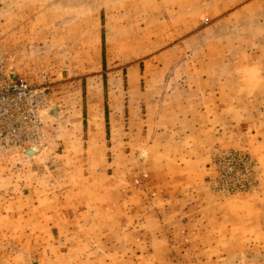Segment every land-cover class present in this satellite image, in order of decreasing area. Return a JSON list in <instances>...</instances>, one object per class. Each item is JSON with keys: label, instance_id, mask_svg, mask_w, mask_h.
Returning <instances> with one entry per match:
<instances>
[{"label": "rangeland", "instance_id": "rangeland-1", "mask_svg": "<svg viewBox=\"0 0 264 264\" xmlns=\"http://www.w3.org/2000/svg\"><path fill=\"white\" fill-rule=\"evenodd\" d=\"M0 45L54 98L0 264H264V0H0Z\"/></svg>", "mask_w": 264, "mask_h": 264}, {"label": "built area", "instance_id": "built-area-1", "mask_svg": "<svg viewBox=\"0 0 264 264\" xmlns=\"http://www.w3.org/2000/svg\"><path fill=\"white\" fill-rule=\"evenodd\" d=\"M11 53L0 45V160L40 147L49 135L54 107L48 79L28 80L16 72Z\"/></svg>", "mask_w": 264, "mask_h": 264}, {"label": "crops", "instance_id": "crops-1", "mask_svg": "<svg viewBox=\"0 0 264 264\" xmlns=\"http://www.w3.org/2000/svg\"><path fill=\"white\" fill-rule=\"evenodd\" d=\"M107 249H113V246L108 247L106 244H104Z\"/></svg>", "mask_w": 264, "mask_h": 264}, {"label": "bare ground", "instance_id": "bare-ground-1", "mask_svg": "<svg viewBox=\"0 0 264 264\" xmlns=\"http://www.w3.org/2000/svg\"><path fill=\"white\" fill-rule=\"evenodd\" d=\"M52 111H53L54 114L56 113V109H53Z\"/></svg>", "mask_w": 264, "mask_h": 264}]
</instances>
